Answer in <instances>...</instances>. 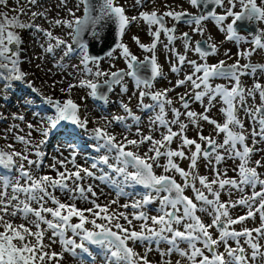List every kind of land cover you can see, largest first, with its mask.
Returning a JSON list of instances; mask_svg holds the SVG:
<instances>
[{
  "label": "snow or ice",
  "instance_id": "obj_1",
  "mask_svg": "<svg viewBox=\"0 0 264 264\" xmlns=\"http://www.w3.org/2000/svg\"><path fill=\"white\" fill-rule=\"evenodd\" d=\"M7 3L0 0V5ZM28 3L30 22L0 12V101L8 105L15 99L18 109H37L31 120L22 110L7 117L0 113V121H13L0 138L23 145L20 150L13 143L0 147V264H64L65 254L78 264H97L98 258L100 264H154L153 252L159 256L155 264H264V156L253 160L264 153V62H253L254 55L264 53V0H186L187 8L165 3L163 11L146 7L154 0H136L139 11L132 16L120 0H80L75 10L67 9L68 18L52 19L47 9L40 10V0ZM41 18L48 28L35 23ZM141 23L151 37L148 43L132 37L145 53L142 59L124 41L131 25ZM209 24L223 34L219 46ZM180 25L188 30L177 35ZM56 28L66 29V35L56 34ZM23 30L39 38L42 62L51 57L62 70L66 60L78 58L69 65L74 82L47 85L52 90L61 85L60 96L46 94L47 82L38 87L24 70ZM106 30L111 44L103 55H93L95 45L87 37L107 44ZM225 41L236 48L235 58L228 49L223 53L227 60L210 63L221 55ZM161 43L177 78L172 87L158 90L155 82L164 75L157 59ZM119 60L125 67H116ZM105 61L108 70L101 67ZM36 67L45 75L51 71ZM126 79L134 82L135 91L127 102L119 101L123 114H101L90 129L91 117L81 115L73 90H86L80 99L91 97L107 106L115 86L129 91ZM181 87L187 90L170 97ZM133 96L136 110L130 106ZM218 104L222 121L210 115ZM205 123L213 129L207 135ZM20 124L26 125V134ZM114 125L122 132L110 131ZM190 130L195 136L188 135ZM33 132L41 138L33 139ZM85 136L95 155H86L81 164L77 157ZM53 139L60 158L48 167L55 175L43 171L41 150ZM228 160L234 162L231 177L221 167ZM201 161L209 174L200 173ZM87 181L110 186L116 199L99 203L96 185ZM120 198L126 202L119 204ZM78 201L89 206L80 207ZM237 207L246 210L243 215L233 216ZM257 217V226H247ZM174 255L179 259L173 261Z\"/></svg>",
  "mask_w": 264,
  "mask_h": 264
},
{
  "label": "rangeland",
  "instance_id": "obj_2",
  "mask_svg": "<svg viewBox=\"0 0 264 264\" xmlns=\"http://www.w3.org/2000/svg\"><path fill=\"white\" fill-rule=\"evenodd\" d=\"M41 2V9H47L49 10L50 5H52V9L53 12L56 13V16L59 17H66L68 15V11L66 9V11H64V8H60L58 11L55 10V7H60L61 4H63V2H65L66 4V8H72L73 10H75V6L78 5L80 3V0H40ZM121 4H124L126 9H127V14L129 16L132 15H136L139 11L138 7H134L136 0H120ZM171 4L173 6L176 5H183V7L187 8L188 5L186 3V0H154V3H149L146 5L147 8H157L160 10H165L164 9V4ZM67 5H69L67 7ZM31 6L28 3V0H19V3H17V0H8L7 3V7L0 5V10L3 12H8V15L11 17L12 15H18L19 18L21 20H23L24 22H30V12L28 11V9ZM23 8L25 9L26 14H20V9ZM15 9V11H13ZM33 11H35L36 9H32ZM82 14V7H81V11L77 12V15H81ZM53 15L50 16L49 14V19H52ZM68 18V16H67ZM36 24H40L45 28H48L49 25L47 24V22L44 19H37L35 21ZM188 29L184 26V25H180L179 26V31L177 32V35H179V32L181 31H187ZM59 31V33L57 32ZM209 31L210 34L213 36L215 42L218 44H220V41L224 40L223 34H220L218 32V30H216L214 28V25L209 24ZM67 30L66 29H60V28H56L55 29V33L59 34V35H66ZM21 35L23 37V48H24V53L22 56V60L25 61V63L22 65L24 70L29 72L30 77L32 79H34L36 85L38 87L41 86V81H46L47 83L43 86L42 91H44L46 94L49 95H55V96H60L61 93L59 92V87L61 85L57 84L55 90L49 89L48 88V84H51L54 80L55 81H60V80H68L70 82H74L73 81V76L69 75V73H72L73 70L71 67H69V65L71 64H76L78 63V58H73L72 60H66L65 61V68L64 69H57L55 68L53 65L55 63L54 60L51 59V57H48V59L46 61H41L40 59H38V57H40L43 54L42 49L39 47V43L40 40L39 38H37L36 40L33 39L35 33L29 30H23L21 32ZM133 36H138L140 38V40L142 42L148 43L151 40V37L148 35L147 33V28L145 25L141 24H132L131 27L128 29L125 37H124V41L125 43L128 44V46L130 47V49L133 51L134 54H136L137 56H139L141 59L143 58V56L145 55V53L139 49V47L136 45L135 41L132 39ZM164 38L162 37V40ZM197 39H199V37H197ZM176 46L179 48L180 47V42L177 41L176 42ZM231 49L232 53H233V58L234 54L236 52V48L234 47L233 43L225 41L223 46L220 47V52L221 55L217 58V57H212L210 58V63L212 62H216L217 59H226L227 57H225L223 55L225 50ZM191 55V54H190ZM30 59V63L28 62ZM157 59L158 62L161 64L162 66V70H163V77L158 78L157 81L155 82V89H164L166 87H172V85L174 84L177 75L174 73H171L170 71V65H169V54L168 52L164 49L163 47V43H161L160 45H158V51H157ZM228 63L233 62L232 60H228ZM253 62H264V53H260L257 55L253 56ZM40 64L41 67L45 70L51 69L50 72H48L47 75H45V71H41L40 69H38L36 67V65ZM45 68H44V67ZM102 69L108 70L109 69V62L105 61L102 62L101 64ZM116 67L117 68H123L125 67L124 65V61L123 60H119L116 62ZM114 70V69H113ZM185 71H187V68L185 69ZM181 74V78H182ZM244 82L246 86H251L252 81L250 78L245 77L244 78ZM125 83L129 89V91L127 93H124L121 91L120 86H115L114 91L112 93L109 94L108 99H109V103L107 106H102V101H98V100H93L91 97H88L87 99H80L81 97H84L86 95V90H81V89H74L73 90V95L74 97L77 99V102L81 104V115H87L89 117H91L90 123H89V128L91 129L92 127H95L96 124L92 123L91 121L96 120L101 114H108V113H112V114H123L122 109L119 108V101L121 99H123L125 102L128 101V97L132 96L133 91H135V85L134 82H132L130 79H126ZM214 83H225V81H221V80H217ZM187 89L184 87L178 88L175 91L170 93V97L175 98L177 96L178 93H183L185 92ZM147 102V101H146ZM16 103L15 99L13 100V102L11 104L8 105H3V102L0 101V113H3V115L5 117L8 116V114L10 112H16V111H25L27 113V119L31 120L32 119V111H36L37 109L33 108L32 110H27V109H18L16 107H14L13 105ZM37 104H39V100L36 101ZM249 103L251 104L252 101L251 99H249ZM256 103H259V97L257 96L256 98ZM136 105H137V98L135 96H133L130 106L133 107L134 110H136ZM219 107L220 105L218 104L216 108H214L210 115L217 119L218 121H222L223 119V115L222 113L219 112ZM85 108L87 109V111H85ZM194 110L199 111L200 107L199 105H193ZM137 114H141L138 110H137ZM240 118L244 121L245 127L249 130H251V125L252 122L250 119H248L245 116V113L243 112V110L240 111L239 113ZM146 119V117H145ZM11 123H13V121L8 120L7 122L4 121H0V137L3 136V131L4 129H6ZM104 122L101 120L100 121V126H103ZM21 128H24V133L21 134H26L27 132V128L25 124H20ZM110 131H113L117 134L122 132V127L121 126H113L111 129H109ZM212 126L208 125V124H204V133L205 135L209 134L210 132H212ZM145 131H147V128L145 126ZM195 131L194 130H190L188 132V135L190 137L195 136ZM33 139L35 140H39L41 137L33 132L32 134ZM222 139V137H221ZM84 141H86L87 143H82L81 147L83 149L82 153L80 156L77 157V160L79 163L83 164L84 161V157L86 155H95L94 150L89 147L88 145L91 143V140L88 136H85L83 138ZM7 143H13L14 147L17 150H20L23 148V145L20 144L19 142H16L14 139H12L11 137L9 138V140H4L3 138H0V147H4L5 144ZM249 143H251V141H249ZM57 144L58 141L53 139L51 140L49 143H47L45 146L42 147V151L45 153L44 157H43V171L47 172L49 174L55 175L54 172H52V170L48 167L49 165L54 163L53 158L55 157L56 159L60 158V152H58L57 149ZM173 147H176V144H173ZM61 152H63V155L65 157L68 156V152L67 150L64 149L63 146H61L60 149ZM262 156H264V153H259L253 156V160L255 159H260ZM30 158L32 159H36V157L33 155ZM187 163L188 161H183L181 162V166L182 167H187ZM235 163H238V161H235ZM234 166V162L232 160H228L226 161L221 167L222 168H228V176H233L235 175V173H233L231 171V168ZM199 171L201 174H209L208 170L204 167V162L201 161L200 162V167H199ZM4 169L0 168V173H3ZM179 179V178H178ZM87 183H94L96 185V192L97 195L99 196V200L98 202L103 204L107 201L116 199V192L110 187L107 186L105 184L100 183L99 181H87ZM190 194V192H189ZM57 195H60L59 193H57ZM222 200H227L228 197L226 194L222 195ZM233 198L236 199L238 198V194L233 195ZM126 202L125 198H120L119 200V204H123ZM78 206L80 207H86L89 206L87 205L85 202H81L78 201L77 202ZM117 207V205H113L112 208L115 209ZM246 210L240 207H237L235 209L232 210V214L233 216H237V215H243L244 212ZM207 219V218H206ZM17 222L19 223L20 221L17 220ZM259 223V219L257 217L256 223L254 224L251 220H249L247 222V226L249 227H253V226H257ZM237 229H239L241 227V225H236L235 226ZM70 235V233H69ZM56 250L59 251V246H56ZM136 251L138 252H143V248L140 246H137ZM151 260H153L154 264L155 261H157L159 259V256L157 253L153 252L150 257ZM176 259H179L178 256H173V261H175ZM64 264H78V261L73 258L70 254H65V259H64ZM97 264H100L99 258L97 259Z\"/></svg>",
  "mask_w": 264,
  "mask_h": 264
},
{
  "label": "water",
  "instance_id": "obj_3",
  "mask_svg": "<svg viewBox=\"0 0 264 264\" xmlns=\"http://www.w3.org/2000/svg\"><path fill=\"white\" fill-rule=\"evenodd\" d=\"M103 35L105 37H107V44H105L102 41H100V42L94 41V40L91 39V37H87V39H89L90 43H92V44L95 45V47H93L91 49V52H92L93 55H103V51H106L107 50V46L111 44V42H112V36L109 35L108 30H106Z\"/></svg>",
  "mask_w": 264,
  "mask_h": 264
},
{
  "label": "bare ground",
  "instance_id": "obj_4",
  "mask_svg": "<svg viewBox=\"0 0 264 264\" xmlns=\"http://www.w3.org/2000/svg\"><path fill=\"white\" fill-rule=\"evenodd\" d=\"M69 5H67V7H68ZM52 5H50V7H47V8H49V10H48V14H50V16H52L53 15V18H56L57 16H56V13H54L53 12V9H52ZM60 8H64V11H66V9H68V8H66V4H65V2H63V4H61L60 5V7H55V10H59ZM68 16V15H67ZM67 16L66 17H63V18H67ZM48 24V23H47ZM61 29V28H60ZM58 33H59V31H57ZM44 67V66H43ZM45 68V67H44Z\"/></svg>",
  "mask_w": 264,
  "mask_h": 264
},
{
  "label": "trees",
  "instance_id": "obj_5",
  "mask_svg": "<svg viewBox=\"0 0 264 264\" xmlns=\"http://www.w3.org/2000/svg\"><path fill=\"white\" fill-rule=\"evenodd\" d=\"M0 12H3V11L0 10Z\"/></svg>",
  "mask_w": 264,
  "mask_h": 264
}]
</instances>
